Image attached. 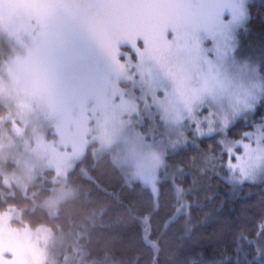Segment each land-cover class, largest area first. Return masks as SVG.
I'll use <instances>...</instances> for the list:
<instances>
[{"label":"rangeland","instance_id":"obj_1","mask_svg":"<svg viewBox=\"0 0 264 264\" xmlns=\"http://www.w3.org/2000/svg\"><path fill=\"white\" fill-rule=\"evenodd\" d=\"M209 7V0H0V191L28 195L36 185V195L47 188L41 200L29 196L54 218L60 205L81 191L70 173L88 148L94 159L108 155L126 182L143 184L134 154L151 131L156 109L146 108L141 89L118 74L117 61L139 63L136 49L145 48L140 34L163 33L172 40L191 33ZM247 41L242 33V51L259 56L258 43ZM113 130L118 132L113 142L102 143ZM21 212H12L11 226L21 231L27 226L34 235L25 241L0 234V245L18 250L14 264H119L109 257L85 262L79 242L85 220L66 232L13 224ZM37 228L46 230V239ZM33 243L42 260L29 254Z\"/></svg>","mask_w":264,"mask_h":264},{"label":"snow or ice","instance_id":"obj_2","mask_svg":"<svg viewBox=\"0 0 264 264\" xmlns=\"http://www.w3.org/2000/svg\"><path fill=\"white\" fill-rule=\"evenodd\" d=\"M209 3L205 19L191 33L177 34L172 40L164 39L163 33L159 38L140 34L145 48L136 49L139 63L126 66L117 61L118 74L141 89L146 108L156 109L151 131L141 138L134 154L136 175L150 187L154 200L163 175L173 211L185 218L191 217L194 207H201L191 199L198 194L199 178L215 176L238 187L246 182L264 185V112L256 118L264 110V48L259 56L242 51L241 35L252 18L248 0ZM132 46L136 48L134 38ZM117 135L113 130L111 139L101 137V142L110 144ZM167 161L173 163L169 166ZM64 163L71 166L67 160ZM15 211L0 212V234L28 241L34 233L27 226L23 231L11 226ZM217 221L235 255L214 258L211 264H264V201L253 237L240 217H217ZM35 232L40 239L47 238L46 230ZM28 252L35 260L43 259L34 243ZM18 256L16 247L0 245V264H14ZM187 256L188 264H208L199 249H189Z\"/></svg>","mask_w":264,"mask_h":264},{"label":"trees","instance_id":"obj_3","mask_svg":"<svg viewBox=\"0 0 264 264\" xmlns=\"http://www.w3.org/2000/svg\"><path fill=\"white\" fill-rule=\"evenodd\" d=\"M249 6L252 18L247 25V42L258 43L255 47L261 51L264 0ZM261 112L264 110L258 111L257 117ZM172 163L168 161L169 166ZM70 179L81 186V191L62 203L54 218H49L30 198L36 185L29 188L28 195L17 190L0 191V211L8 207L20 209V220L13 224L46 225L65 232L85 220L87 227L79 242L86 263L109 257L119 264H188L187 253L191 248L202 251L208 264L214 258L234 256V245L217 217L229 220L240 217L253 237L264 201V185L260 183L246 182L243 187L232 188L224 179L213 176L199 180L198 194L191 198L201 207H194L190 218L177 216L171 190L163 185L164 178L157 183L160 191L154 200L147 186L126 182L125 175L108 155L94 159L89 148L70 173ZM47 190L34 193L35 199L41 200Z\"/></svg>","mask_w":264,"mask_h":264}]
</instances>
